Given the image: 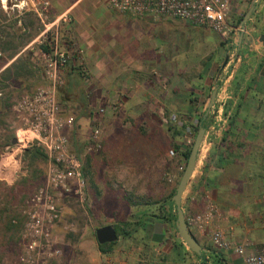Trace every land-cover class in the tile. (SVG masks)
<instances>
[{"label": "crops", "instance_id": "1", "mask_svg": "<svg viewBox=\"0 0 264 264\" xmlns=\"http://www.w3.org/2000/svg\"><path fill=\"white\" fill-rule=\"evenodd\" d=\"M82 1L50 0L49 20L68 18L55 23L61 45L83 50L82 60L74 54L65 67L57 97L65 114L75 120L67 131L70 144L83 124L90 123L94 103L105 107L99 176L91 170L86 174L87 208L91 222L99 224L96 228L110 224L119 229L114 243L85 254L83 264H183L184 258L201 264L172 223L161 217L174 211L170 201L180 178L177 167L185 162L183 152L200 117L205 118L206 130L182 196L185 216L203 212L213 201L230 237L245 244L248 252L255 251L264 243V44L259 40L264 34V0L245 23L240 43L239 34L228 46L224 36L213 38L210 29L200 27L198 35L204 36L199 46L204 51L195 59L183 57L186 30L193 29L186 22L187 28L179 25L183 20H156L111 9L113 13H92L80 7ZM252 3L230 0L228 23L240 25ZM6 7L0 9V95L13 103L45 80L37 17ZM126 15L162 26L170 37L168 47L121 43L123 37L114 28H123ZM171 26L184 28L181 39L170 36ZM203 56L201 70L189 76L188 59L193 64ZM215 86V100L207 111ZM220 95L226 98L223 105L218 103ZM170 175L172 182L166 180ZM190 231L207 250L213 247L207 230ZM215 250L220 264H245L234 251ZM204 255L210 264L218 262L210 252Z\"/></svg>", "mask_w": 264, "mask_h": 264}, {"label": "built area", "instance_id": "2", "mask_svg": "<svg viewBox=\"0 0 264 264\" xmlns=\"http://www.w3.org/2000/svg\"><path fill=\"white\" fill-rule=\"evenodd\" d=\"M21 12L33 13L41 24L37 42L44 84L33 91L21 95L11 105L15 118V151L21 152L28 147L41 149L47 157L45 180L26 200L22 210L24 221L20 229L22 249L15 264H47V261L60 253L55 247V229L62 219L60 201L63 196L87 200V180L83 173L82 160L69 143V131L74 126V117L65 114L58 101V90L64 83V69L74 54L83 59L81 48L61 45L59 33L55 29L64 16L50 18V0H1ZM109 9L135 16H151L183 20L191 25L206 27L224 36L228 46L235 43L237 34L243 32L240 25H230V0H106ZM8 5V6H9ZM3 52L0 50V75L4 69ZM225 96L220 95L218 103L223 105ZM105 107L101 106L90 119V131L85 146L87 153L101 150L102 117ZM193 140L189 141L191 145ZM169 155H174L169 150ZM185 163L177 167L179 174ZM179 175V177H180ZM173 176H167L168 182ZM187 225L195 227L200 233L207 230L211 244L217 250H231L240 255L245 264H264V243L255 251L248 252L245 244H237L230 231L220 224L221 214L217 205L209 201L203 212L185 216ZM110 264H124L122 261Z\"/></svg>", "mask_w": 264, "mask_h": 264}, {"label": "rangeland", "instance_id": "3", "mask_svg": "<svg viewBox=\"0 0 264 264\" xmlns=\"http://www.w3.org/2000/svg\"><path fill=\"white\" fill-rule=\"evenodd\" d=\"M99 3H94L93 0H83L80 7L88 8L92 13L98 11V9L104 13H113L106 6V0H101ZM7 4H10L9 1ZM4 5L5 8H7L6 6L8 5H6L5 2ZM0 9H4L3 6H1V0ZM126 17L127 19L122 21V23L124 22V25L121 24L123 28H114L117 32V36L123 37L121 43L132 40L139 46L156 45L160 47L166 45V47H168L169 44L167 40L168 38L170 40V37L168 32L165 34L162 26L152 25L150 23L146 24L145 21L141 22L137 19L132 21L131 19L133 18L129 15H126ZM183 22V24L181 23L179 25L186 27L184 24L187 22ZM38 25L41 26L39 22ZM171 27L172 34L170 36H172L174 40L181 39V36L183 37L182 31L184 28ZM190 27L193 29L186 30L187 39L185 42L187 53H185L183 57L188 56V58L192 57L195 59L204 51H202L199 46L200 39H203L204 35H198L199 30L203 28L194 25H191ZM210 36L213 38H216V36L220 38V36L213 31H211ZM162 48L163 47L160 48L161 51ZM167 51L168 50L166 49V52ZM216 53L217 52H215V54ZM183 60L185 61V58ZM205 60L206 58L203 56L199 62L192 64L188 59L189 68H191V70L189 69V76L192 74L196 75L197 70H201L203 61L205 62ZM1 97L2 96H0V264H15L17 256L22 249L20 230H14L9 233L7 230L5 231L3 229V225L8 218V215L11 213H19L24 221L22 210L26 207V200L29 199L31 194L42 185L45 180L47 158L36 159L31 165L27 158H23L25 150L18 152L15 151L13 146H11L10 138L14 133L16 121L11 112L10 106H6V101H3ZM100 105L101 104L98 102L94 103L92 106L94 112L97 111ZM89 131L90 123L83 124L80 128L81 133L75 134V137L77 138L75 139V142L70 144V147L80 156L83 168L88 165L90 168L89 170H91L96 176H99V152L87 153L85 149ZM91 157L92 167H90V163H88V159H91ZM60 207L62 211V219L55 229V247L60 249V253L54 258L48 260L47 264H83L82 260L84 259L85 254L89 255L98 250L94 231L99 224L91 222V218L88 214L87 200L86 202L81 203L74 197L66 198L60 202ZM1 212H3L2 216ZM182 262L183 264H190L188 258H184Z\"/></svg>", "mask_w": 264, "mask_h": 264}, {"label": "water", "instance_id": "4", "mask_svg": "<svg viewBox=\"0 0 264 264\" xmlns=\"http://www.w3.org/2000/svg\"><path fill=\"white\" fill-rule=\"evenodd\" d=\"M259 2L260 0H253L251 7L243 15L240 21V27L242 28V30H244L245 23L247 22ZM242 35L243 32H239V43L241 41ZM259 40L264 44V34L260 36ZM227 61L228 56L225 57L223 66L226 65ZM217 88L218 87L215 86L210 94V98L207 103V111L212 107L214 103ZM205 130L206 128L200 125L195 133L188 157L186 159L184 170L181 173L178 183L174 189V193L171 196V201L174 203L175 206L176 217L174 225L179 238L183 241V243L188 247L190 251L195 253L200 258L201 264H210L209 257L204 256L205 252L210 251L203 247L190 231L186 222L185 213L182 208V196L195 169L198 150L203 140ZM10 143L15 144V138H12ZM95 238L98 244L112 243L117 239L116 230L110 224L98 227L95 229Z\"/></svg>", "mask_w": 264, "mask_h": 264}, {"label": "trees", "instance_id": "5", "mask_svg": "<svg viewBox=\"0 0 264 264\" xmlns=\"http://www.w3.org/2000/svg\"><path fill=\"white\" fill-rule=\"evenodd\" d=\"M20 71H25V70H23L22 68L20 69ZM217 86H218V84H217ZM0 96H2V95H0ZM1 99L3 100V101H6L5 103H6V106H10V108H11V105H10V101H8V100H6V98L5 97H1ZM10 102V103H9ZM204 121H205V118H202V117H200V118H198V120H197V122L195 123V125H194V129H195V133H196V131H197V129H198V127L200 126V125H202V126H204L205 127V123H204ZM14 137V133H13V135L11 136V138H10V142H11V140H12V138ZM192 144V143H191ZM190 147H191V145L183 152V154H184V157H185V160L187 159V157H188V154H189V150H190ZM45 157H46V155H45V153L41 150V149H39V148H37V147H35V146H31V147H28L27 149H25V152H24V154H23V158H27L28 160H29V163L32 165L33 164V162H34V160H36V159H45ZM47 158V157H46ZM88 164V163H87ZM88 172H89V166L87 165V166H84V168H83V173H84V176H85V178H86V174H87V176H88ZM87 180V179H86ZM173 193H174V189L172 190V194L171 195H173ZM66 198H71L70 196H63L62 198H61V201L60 202H62L64 199H66ZM170 204H171V206H173L174 207V211H172V213L171 214H163V216H161V217H163V219H165L166 221H169V222H171L172 223V226H173V228H175V225H174V221H175V217H176V215H175V206H174V203L172 202V201H170ZM2 214H3V212H1V216H2ZM22 222H23V218L21 217V215L18 213V214H13V213H11L10 215H8V218L6 219V221L4 222V227H3V229L6 231H8L9 233H11V232H13L14 230L15 231H19L20 229H21V226H22ZM115 230H116V234H119V229L117 228V227H115ZM112 243H114V242H112ZM112 243H110V244H112ZM107 244V243H106ZM106 244H98V248L99 249H101V250H103L104 249V247L106 246ZM208 249H209V251H210V253H211V256L216 260V261H218L217 263L215 262L214 264H220V258H219V254H218V252L215 250V248H213V247H207ZM205 256V255H204Z\"/></svg>", "mask_w": 264, "mask_h": 264}]
</instances>
